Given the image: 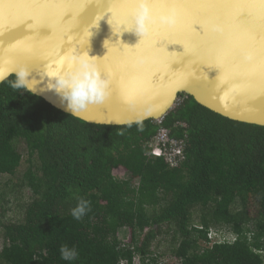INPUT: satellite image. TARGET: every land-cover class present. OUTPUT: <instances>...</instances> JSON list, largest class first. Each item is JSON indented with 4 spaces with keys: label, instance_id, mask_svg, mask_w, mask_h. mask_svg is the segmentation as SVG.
<instances>
[{
    "label": "trees",
    "instance_id": "trees-1",
    "mask_svg": "<svg viewBox=\"0 0 264 264\" xmlns=\"http://www.w3.org/2000/svg\"><path fill=\"white\" fill-rule=\"evenodd\" d=\"M179 98L161 120L183 142L171 166L150 154L153 119L91 123L0 84V264H264V126Z\"/></svg>",
    "mask_w": 264,
    "mask_h": 264
},
{
    "label": "water",
    "instance_id": "water-1",
    "mask_svg": "<svg viewBox=\"0 0 264 264\" xmlns=\"http://www.w3.org/2000/svg\"><path fill=\"white\" fill-rule=\"evenodd\" d=\"M153 2L158 12L174 10L176 23L139 34L135 0H0V52L26 65L34 94L66 113L46 87L47 63L70 49L95 55L102 74L112 72L110 96L69 113L91 123L161 121L184 94L229 119L264 126V0Z\"/></svg>",
    "mask_w": 264,
    "mask_h": 264
},
{
    "label": "clouds",
    "instance_id": "clouds-1",
    "mask_svg": "<svg viewBox=\"0 0 264 264\" xmlns=\"http://www.w3.org/2000/svg\"><path fill=\"white\" fill-rule=\"evenodd\" d=\"M132 16L133 31L139 34L147 33L149 26L157 22L168 25L176 23L174 10L158 12L153 0H135ZM242 55L244 60L252 59L250 53L244 52ZM94 56L70 49L66 54L47 63L44 76L47 78L46 87L60 96L69 113L82 111L90 103L104 102L110 96L112 72L102 74L97 61L93 59ZM13 76L15 79L11 78ZM29 77L30 71L26 65L18 64L8 50L0 52V84L7 83L13 90L34 94L37 88L33 87V79ZM131 123L128 122L129 127ZM89 211L90 202L83 197H77V204L71 209L72 217L81 220ZM60 255L62 260L71 262L78 258L79 252L75 247L63 244Z\"/></svg>",
    "mask_w": 264,
    "mask_h": 264
},
{
    "label": "built area",
    "instance_id": "built-area-1",
    "mask_svg": "<svg viewBox=\"0 0 264 264\" xmlns=\"http://www.w3.org/2000/svg\"><path fill=\"white\" fill-rule=\"evenodd\" d=\"M159 127L157 132L151 142L150 154L156 157L163 158L169 165L174 166L177 164L178 160L183 157V142L182 140H176L168 135L167 129L161 125V121H157ZM210 243L224 241L227 238L230 239L224 233L216 232L210 230L207 233ZM134 264H138V258L134 257ZM120 264H126L121 261Z\"/></svg>",
    "mask_w": 264,
    "mask_h": 264
},
{
    "label": "rangeland",
    "instance_id": "rangeland-1",
    "mask_svg": "<svg viewBox=\"0 0 264 264\" xmlns=\"http://www.w3.org/2000/svg\"><path fill=\"white\" fill-rule=\"evenodd\" d=\"M119 174H123L122 172H118ZM3 190H0V193L2 192ZM7 200V199H6ZM0 205H3V203L2 202H0ZM0 212H1V210H0ZM6 213V216H5V218H10V215L12 214L11 212H10V210H8L7 212H5ZM0 245H1V238H0Z\"/></svg>",
    "mask_w": 264,
    "mask_h": 264
},
{
    "label": "snow or ice",
    "instance_id": "snow-or-ice-1",
    "mask_svg": "<svg viewBox=\"0 0 264 264\" xmlns=\"http://www.w3.org/2000/svg\"><path fill=\"white\" fill-rule=\"evenodd\" d=\"M29 19H31V18H28L27 20H29ZM27 20H26V21H27Z\"/></svg>",
    "mask_w": 264,
    "mask_h": 264
},
{
    "label": "bare ground",
    "instance_id": "bare-ground-1",
    "mask_svg": "<svg viewBox=\"0 0 264 264\" xmlns=\"http://www.w3.org/2000/svg\"><path fill=\"white\" fill-rule=\"evenodd\" d=\"M163 119V118H162Z\"/></svg>",
    "mask_w": 264,
    "mask_h": 264
}]
</instances>
